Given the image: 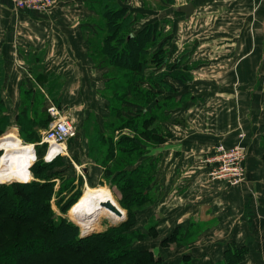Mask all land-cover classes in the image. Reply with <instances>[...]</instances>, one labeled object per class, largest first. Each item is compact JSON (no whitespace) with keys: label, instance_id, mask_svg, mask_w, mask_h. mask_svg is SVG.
<instances>
[{"label":"crops","instance_id":"1","mask_svg":"<svg viewBox=\"0 0 264 264\" xmlns=\"http://www.w3.org/2000/svg\"><path fill=\"white\" fill-rule=\"evenodd\" d=\"M165 1L158 3L160 14L150 15L136 10L143 0H55L45 13L17 11L10 1L0 0V97L11 121L20 123L9 131L31 138L18 136L25 144L38 143L51 121L48 109L55 106L78 125L83 157L89 159L86 135L106 133L111 113L106 89L120 66L103 57L111 44L105 38L112 36L106 6L125 9L128 29L136 32L151 24L165 31L168 17L182 16L180 7L194 3V33L202 34L206 22L222 31L192 53H213L214 58L207 63L193 58L183 66L191 80L189 88L177 87V94L189 92L194 100L179 110L188 112L164 123L170 136L156 147L160 156L147 153L138 164L156 162L167 206L160 211L165 223L156 228L163 238L176 232L177 242L180 233L196 232V241L179 254L190 256L193 264H218L226 261L231 247H244L242 264H264V0H183L176 5L178 13ZM91 120L96 130L88 129ZM239 144L248 149L246 182L215 181L205 159L216 145ZM96 165L102 172V165ZM162 229L172 230L163 234Z\"/></svg>","mask_w":264,"mask_h":264},{"label":"rangeland","instance_id":"2","mask_svg":"<svg viewBox=\"0 0 264 264\" xmlns=\"http://www.w3.org/2000/svg\"><path fill=\"white\" fill-rule=\"evenodd\" d=\"M166 1L168 3L174 4L175 7L174 9L177 10L175 12L177 13L179 12L178 11L179 8H177L176 5L182 3L183 0H166ZM159 2L160 0H143V4L141 2V5H138L136 3V10L141 13L150 12L149 13L150 15H154L158 13L160 14V9L158 7ZM110 5L113 4H109V6ZM160 8L162 10L161 12H163L161 6ZM250 11L252 12V10ZM180 15L181 14L171 15L170 17H168L169 19H168V23L166 24L165 31L162 30L161 37L158 40L159 43L158 45H160V42H162L163 45L162 51L161 53H159L160 55L157 54L158 53L157 47L154 46L153 49L151 48L152 51L150 55L147 56V60L141 59V62L143 61V63L145 64V68L143 67L139 71H135V70L133 71L131 68H128L126 66V62H128V57L131 56L130 49H134L135 43H130L129 46L128 45L118 46L119 49L124 51V53H127L128 51L129 56L128 54L125 55L126 58L125 59L121 51L120 58L122 59L124 58L126 62H120L119 69H116V71H114L113 74L115 81H113L112 83H108L106 89V95H107L106 102H108V104L110 103L111 105L109 106L111 107L116 106L115 109L117 115L115 121L122 123L125 117L132 118V116L134 115L136 117L143 116L145 117L146 120L150 121L148 123L150 124V126H148L147 128L149 134L147 135L148 136L155 135L156 138L151 140L148 139V137L145 135V137H142L140 139L142 145L144 146L141 155L142 157L146 156L147 153L148 154L151 153L152 158H158L160 156L159 150H157L156 147L160 145L159 144L160 139L165 140L170 136V133L164 127V123L168 122L170 119L174 118L175 116L179 117L177 114L181 109V107L186 106L188 108L190 105V101L194 100L193 95H190L189 92L184 93L182 97L177 94V90L175 86H179V88H183V89L189 88V83L191 80V74H190L191 71L183 66L186 65V62L191 61L193 58L194 59L205 58L204 61L201 60L202 62L205 63L208 62V57L211 56V58H214L213 53L211 54L192 53L193 47H197L198 45L204 46L206 44H210L209 41L214 40L213 35L217 32L220 33L222 31V30H214L212 28L213 23L211 24L206 22L203 25L202 34L194 33V31L197 32L198 29L195 25V22H192L191 20L192 16L190 18H186L184 14L182 16ZM263 17H264V12H263ZM181 19L185 20L183 24L179 23ZM233 27L236 28L235 26ZM178 34H180L179 37ZM146 45L151 46L152 44H150L149 42L146 43ZM205 49L206 48L202 47L201 51H205ZM103 57L104 60H106L105 55ZM131 60H133L132 57L130 59V63L128 62L129 64H131ZM165 61H169V64L173 62L171 66L175 65V69H177V71L180 72V73H176L175 75L183 76V78L186 79L185 84L181 82L177 83L174 81L175 86L172 84L167 85L165 83V78H156V76L152 81H149L150 76H154L157 74L156 72H150V71L156 69L157 67H160V65H163ZM165 65L162 68V73L163 71L170 72L169 68L167 69V66ZM150 68L151 70H148ZM258 75L261 76L260 73H258ZM158 80H160L161 82ZM169 96L172 97V100L170 98L169 99L167 98ZM180 97L181 99H179ZM157 104H159L161 107L160 108L157 107L156 106ZM2 106L5 107V103L2 101L0 97V107ZM187 108L183 109L185 110L184 112L180 111L179 114L188 112ZM140 109H143V112H138ZM9 113H10L9 111H4V112L0 111V139L6 135V132L9 131V129L11 128V124L13 127L17 128L14 122H16L20 128L19 120L15 119L11 121V117ZM110 119H112L111 113H109V116L105 119V122L109 121ZM76 122H78V120ZM73 124L76 128L78 127V125L75 122H73ZM124 125L125 126L123 127L125 128L123 130H117L114 133L109 132V134L105 133V138H106L105 140H109L110 137L113 140V142H117V140L125 139L124 137L127 136L131 137L133 136V134H135V136L137 135L136 133H134L133 130H130V128H126L128 126L126 122L124 123ZM95 128H96V123L95 121L91 120L88 129L92 130ZM158 128L160 129L159 133H157V131H159ZM97 135H98L97 133H90L86 135L90 143V149L88 153L89 159L83 157V154L85 155V153L83 152V149L81 147V140H80L81 137H78V139L72 143V144L75 143L73 149L68 148L71 158L65 157L63 158L64 160L62 159L58 160L53 166L48 165V168L46 169L39 168L40 167L39 164L44 163L45 161L44 152L41 151L38 153V155L36 153L34 156V162L36 163L38 161V165H39V167H37L35 171L39 175L36 177V179L34 177L33 181H41V182L43 181L46 183L47 182L52 183L53 193L51 199L52 200L51 207L53 209L54 214H56L58 217L66 218L67 220H70L71 222L75 223V225H77L80 229V236L83 230L81 226H79L76 222H74L70 218L69 211L71 210V208L70 210L67 211V213L62 212V208L65 207L66 205L76 204L77 200L82 196L87 185L95 188L107 187L113 192L114 197L121 206L123 205V203L131 204V202H129L130 199L126 198V194L124 193L122 194V192L119 191V186L123 184H127L126 182L129 181V178L133 177V175H130L128 173L126 174L120 173L122 171V168H119L118 166L119 164H117L118 163L117 160L118 159L121 160V156L123 157L127 152L124 151L126 152L125 154L123 153L121 154L120 152L117 154L119 158L117 160H113L114 162L109 164L110 170L108 169L107 174H105V170H104L105 167H102L104 169H101L102 170L101 172L98 168L99 166L96 164L100 165V162L103 163L104 161H106L107 158H108L107 161L108 163L111 162L112 160L109 159L110 157L107 151L110 145V140L105 143V150H101L100 149L101 147L100 145H102L101 142L96 143ZM17 136H21L23 140L32 141L31 138L23 135V133ZM92 142H93V148H91ZM94 145H96L95 148ZM123 148H127V143L123 146ZM3 154L4 151H0V161ZM126 157L127 156L125 155V158ZM138 158L140 159V156H135L133 159L134 160L136 159L137 160L136 162H138L139 161ZM49 159L51 158L49 157ZM126 159L128 160V158ZM149 165L152 166L151 169L153 170V172L154 171L155 172L153 173V176L148 180V182L151 181V183L149 184L150 187L146 189V192L151 193L152 196L146 198L148 202H146V204L142 208H140L141 210L137 208L136 209L133 208L131 209V212H128L124 208L126 210V215L124 218L121 219V221L114 222L108 217H104L101 221V226L99 229L90 233H85L92 235V234H100L107 230L110 232L112 226L120 224L119 226H116L117 228L120 227L118 230L114 228V230L116 231L112 232L111 238H109L110 240L118 237V235L132 233L131 230H135V229L137 230L138 234L125 242L118 243L117 241L114 240L111 244L107 243L104 247L106 250L110 249L111 252L109 253L105 251L101 246L99 248L101 249V251L98 250L97 252L96 261L92 260L93 257H90L89 255H86L84 253L74 254V253H69L67 250H63L62 248L65 247L67 249V246L65 244H60V245L51 244L52 246L51 249L53 250V254L50 253V255H46L48 260L52 262L51 264H122V262L125 264H135V263H139L137 261H142L143 263L145 262V263L156 264L159 257L164 258L168 262H177L181 260L183 255L179 253H181L184 249H189L188 247H191L193 240L196 241V236L193 237V233L196 232L194 230H189L187 234H185L184 232L180 233L181 236L180 238H178L177 242L174 241L167 243L162 242L164 240L162 233L157 229L155 230V228L159 227L160 229L161 226L165 223L164 221L165 216L162 215L160 211L162 210V208H166L167 206L164 204L165 203L164 197H162V195L160 196V189L158 188L160 179L157 177L158 169L156 167L155 160L151 159L148 162H145L144 166L148 167ZM82 166L86 169H82L83 168ZM87 169L88 170L90 169L89 170L90 172H87ZM123 169L125 168L123 167ZM147 175L149 176V174ZM214 180L216 181L217 179ZM217 181H221V180H217ZM22 185L24 184L11 182V184L9 183L0 184V187L1 186L11 187L13 194V192L16 189L20 190V187ZM152 186L153 188H151ZM124 188H126V186ZM149 188L151 189L149 190ZM138 189H139L138 191H140V188ZM123 190H124L123 192H125V189ZM50 191L51 190H49V192ZM58 199L62 201V204L60 205L58 204L59 202ZM172 201L173 199L171 200V202ZM138 204L139 201L136 200L133 206ZM169 218H170L169 221L171 220L174 223L175 214H172ZM128 222H132L134 223V225L131 226L127 224ZM159 223H162V225H158ZM14 224L15 223L12 222V224L9 226V229H7L8 231L5 232L4 234L5 238L0 239V249L1 248L4 249L3 247H5L6 244H8L10 248H12L13 246H16V248L13 251L5 250L4 252H1L0 264H8L9 262L15 263L17 259H20L23 264L24 261L26 260L25 258L28 257L26 256V254L29 255L28 254L29 250H25V249L26 248L29 249L30 247L29 245H31L32 243L34 244V245L32 244L34 247H38L40 245L37 244L38 237H34V238L28 237L24 239L22 234L18 231L17 228L16 230H13ZM26 226L27 229H35V225H33L32 223L31 224L28 223ZM167 230L162 229L161 231H163L164 234V232L167 233L171 232L172 229L169 231ZM184 236L186 238L183 240ZM166 237H168V235ZM121 240L123 241V239ZM64 241L65 240H63V242ZM48 245L49 244H47V246ZM129 245H131V249H137L140 252L139 251L129 252L124 256V259L120 262V259L122 257L115 256V254L120 252L123 253V251ZM46 252L48 253L49 251ZM187 252L188 250L185 251V253ZM33 254L39 255L37 251H35V253ZM110 255L112 256L110 257ZM5 257H7L9 260L6 261ZM100 258L103 259L104 262H102ZM183 262H187V261H183ZM236 264H242V262L239 261Z\"/></svg>","mask_w":264,"mask_h":264},{"label":"trees","instance_id":"3","mask_svg":"<svg viewBox=\"0 0 264 264\" xmlns=\"http://www.w3.org/2000/svg\"><path fill=\"white\" fill-rule=\"evenodd\" d=\"M162 8L165 9V7L163 6ZM124 14H125V9H123L121 6H116V4L106 6V10H104V15L110 16L111 20L109 21L108 25L112 27V34H111L112 36L105 38L106 42H109V40L111 41V44H108L110 49L108 48L109 53L105 55L106 57L105 61L106 62L108 61L107 63H112L115 61H117L118 63L126 62L125 55L128 54L129 56V52L127 51V53H124V51L119 49L118 46H121V45L129 46L130 43H135L134 49H130L131 56L128 57V62L130 63L131 57L133 60H131V64L126 62V66L128 68H131L133 71L134 70L139 71L143 67L145 68V64L143 63V61L141 62V59L147 60V56L150 55L154 46L157 47V51H158L157 54L161 53L163 45H162V42H160V45H158L159 44L158 40L161 37L162 30H159V27L157 25L151 24V25H148L140 29L139 31L133 32L132 29H128L129 27L127 23L128 19H127V16ZM149 42L150 44H152L151 46L146 45V43H149ZM121 51L125 59L120 58ZM172 63L169 64V61H165L163 65H160V67H157L158 70H160V72L154 76H150L149 81H152L154 77L156 76V78H165V83L167 85L171 84L169 82L170 79H172L173 81L177 83L181 82L185 84L186 79H184L183 76L175 75L176 73H180V72H178L177 69H175V65L171 66ZM186 64H188V62H186ZM164 65L167 66V69L169 68L170 72L163 71L162 73V68ZM1 87L3 86L1 85L0 89ZM175 87L179 88V86H175ZM167 98L168 99L170 98L172 100V97L170 96ZM109 105L111 104L109 103ZM156 106L159 108L161 107L159 104H157ZM115 108L116 106L111 107L110 111H111L112 119H110L109 121H106V133L109 134V132L114 133L117 130H123L125 128L123 127L125 126L124 123L126 122L128 125L126 128H130V130H133L134 133H136L137 135L135 136V134H133V136L131 137L130 136L124 137L125 139L117 140V142H113V140L109 137L110 145L107 151L110 157L109 159H112V160L111 162L108 163L107 162L108 158H107L106 161H104L103 163L100 162V165H102V167H105L104 169L105 174H107L108 169L110 167L109 164L113 163L114 162L113 160H117L119 158L117 154L119 152L121 154L122 153L125 154L127 152L125 155L127 156L126 158H128V160L125 158V155L123 157L121 156V160L120 159L117 160L118 162L117 164H119L118 165L119 168H122V171L121 172L118 171V172L122 174L128 173L130 175H133V177L129 178V181L126 182L127 184H123L119 186V191H121L122 194L123 193L126 194V198L130 199L129 202H131V204L123 203L121 207L123 209L125 208L128 212H131V209L133 208L135 209L137 208L141 210L140 208H142L146 204V202H148L146 198L152 196L151 193L146 192V189L150 187L149 184L151 183V181L148 182V180L153 176V173L155 171L153 172V170L151 169L152 167L151 165H149L148 167H145L143 163L138 164L140 160L136 162L137 160L136 159L134 160L133 158L135 156H140V158H142L141 155H142V151L144 148V146L142 145V142L140 141L142 137H145L146 135L148 139H151V140H153L156 137L155 135L154 136L147 135L149 134V131L147 130V128L148 126H150V124H148L150 121L146 120L145 117L143 116L136 117L134 115L132 116V118L125 117L123 121L124 123L115 121V118L117 115ZM0 109H1L0 110L1 112L5 111L4 106L0 107ZM138 112H143V109H140ZM158 130L159 131H157V133L160 132L159 128ZM33 134L32 136H34ZM96 137H97L96 143L101 142L102 144L100 145L101 146L100 149L105 150V143L109 141V140H105L106 139L105 134L98 133ZM163 141L164 140L160 139L159 144L162 143ZM126 143H127V148H123V146ZM71 145H72V141H71ZM95 146L96 145H94V148ZM37 148H38L37 150L38 153L41 151L45 152L46 146L37 147ZM91 148H93V142L91 143ZM65 157L68 158L69 156L58 157L51 163H47L44 161V163L46 164L40 163L39 164L40 167L38 165V161L34 163V165L31 168V172L33 173L35 179L39 175L35 171L37 167L41 169L42 168L46 169L48 168V165L53 166L58 160H61V159L64 160L63 158ZM123 167L125 169H123ZM147 174H149V176ZM20 184H23V183H20ZM125 186L126 188H124ZM137 187L140 188V191H138L139 189ZM143 188H144V191H143ZM123 189H125V192H123L124 191ZM49 190L51 191L49 192ZM52 190H53L52 183L50 182L46 183L43 181L42 182L32 181L30 183H24V185L20 187V190L16 189L13 192V194H12L11 187H8V186L0 187V239L5 238L4 234L6 231H8L7 229H9V226L12 224V222L16 224V225L14 224L13 230H16L17 228L18 231L22 234L24 239L28 237L29 238L38 237L37 244H40V245L38 247H34L33 246L34 244L32 243L33 245L32 244L29 245L30 246L29 249L27 248L25 249V250H29L28 252L29 255L26 254V256L28 257L25 258L26 260L24 261L23 264H51L52 262L48 260L46 256V255H50V253L53 254V250L51 249L52 247L51 244H54V245L65 244L67 246V249L65 247V248H62L63 250H67L69 253H74V254L84 253L86 255H89L90 257H93L92 260L96 261V255H97L98 250L101 251V249H99L101 246L103 247L105 251L109 253L111 252L110 249L106 250L104 247L107 243L111 244L114 240L117 241L118 243L125 242L138 234L137 230L135 229V230H131L132 233L118 235V237L110 240L109 238H111L112 232L120 228V227L118 228L112 227L110 232L107 230L100 234H92L90 236L82 238L80 236V229L77 225H75V223L71 222L70 220H67L66 218L58 217L56 214H54L53 209L51 207V201H52L51 199H52V193H53ZM5 200H7L8 203ZM136 200L139 201V204L133 206ZM58 201H59L58 202L59 205L62 204V201H60L59 199ZM72 205L73 204L66 205L65 207H63L62 212L67 213V211L70 210ZM28 223L30 224L32 223L33 225H35V229H27L26 225ZM127 224L131 226L134 225V223L132 222H128ZM114 228L116 230H114ZM121 239H123V241ZM175 239H177L176 232H173L170 238L166 237L163 240V243L172 242ZM63 240L65 241L63 242ZM47 244L49 245L47 246ZM3 248L4 249L2 248L0 249V253L4 252L5 250L13 251L16 248V246H13L12 248H10L9 245L6 244V246ZM243 249L244 247L243 248L231 247L227 251L226 261L220 262L218 264L238 263L239 261H241V259H243V256H244ZM35 251H37L39 255L33 254L35 253ZM46 251H49L48 252L49 254ZM133 251H139V250L131 249V245H129L123 251V253L122 252L116 253L115 256L122 257L120 259V262H121L124 259V256L126 254H128L129 252H133ZM111 256L112 255H110V257ZM5 259L6 261L9 260L7 257H5ZM101 260L102 262H104L103 259ZM183 261H187V262H183ZM137 262L139 263H135V264H151V263H145V262L143 263L142 261H137ZM8 264H22V261L20 259H17L15 263L9 262ZM122 264H125V263L122 262ZM156 264H193V262L190 256H185L181 258L180 261H177V262H168L164 258L159 257Z\"/></svg>","mask_w":264,"mask_h":264},{"label":"bare ground","instance_id":"4","mask_svg":"<svg viewBox=\"0 0 264 264\" xmlns=\"http://www.w3.org/2000/svg\"><path fill=\"white\" fill-rule=\"evenodd\" d=\"M57 149L52 148L49 155L51 159L55 157ZM0 151H4L0 161V184H24L34 180L31 168L35 163V152L32 145L22 143L17 133L12 130L0 139ZM125 215L126 210L121 207L109 188H95L89 185L69 211L70 218L82 227L83 233L99 229L104 217L117 222Z\"/></svg>","mask_w":264,"mask_h":264},{"label":"built area","instance_id":"5","mask_svg":"<svg viewBox=\"0 0 264 264\" xmlns=\"http://www.w3.org/2000/svg\"><path fill=\"white\" fill-rule=\"evenodd\" d=\"M9 1L17 11H38L43 13L50 11L55 3V0ZM48 111L51 116L49 126L43 133L41 140L32 146L37 155V147L46 146L44 159L47 163H51L58 157L70 156L68 144L78 138L79 131L71 119L57 107L52 106ZM53 147L58 148V151L53 159H49ZM247 159L248 149L243 144L232 148L218 145L212 150L211 155L206 159V163L211 167V175L214 179L221 180L231 186H236L247 180Z\"/></svg>","mask_w":264,"mask_h":264},{"label":"water","instance_id":"6","mask_svg":"<svg viewBox=\"0 0 264 264\" xmlns=\"http://www.w3.org/2000/svg\"><path fill=\"white\" fill-rule=\"evenodd\" d=\"M195 9H196V7H195L194 3H188V4L183 5V6L180 7V12L182 14H184L186 16V18H190L194 14ZM110 207H111V205H110ZM119 225H114L112 227H116V226H119ZM89 235L90 234H85L83 232L81 233V237L82 238L87 237Z\"/></svg>","mask_w":264,"mask_h":264}]
</instances>
